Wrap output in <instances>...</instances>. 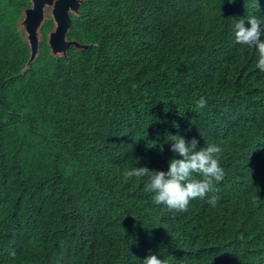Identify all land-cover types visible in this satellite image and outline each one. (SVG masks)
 Here are the masks:
<instances>
[{
  "label": "trees",
  "instance_id": "trees-1",
  "mask_svg": "<svg viewBox=\"0 0 264 264\" xmlns=\"http://www.w3.org/2000/svg\"><path fill=\"white\" fill-rule=\"evenodd\" d=\"M77 3L59 53L53 17L34 43L32 0H0V264H264V72L234 36L264 0ZM171 135L222 150L185 212L124 177L181 159Z\"/></svg>",
  "mask_w": 264,
  "mask_h": 264
},
{
  "label": "clouds",
  "instance_id": "clouds-1",
  "mask_svg": "<svg viewBox=\"0 0 264 264\" xmlns=\"http://www.w3.org/2000/svg\"><path fill=\"white\" fill-rule=\"evenodd\" d=\"M245 21L250 26L246 27ZM234 36L236 43L258 53L256 67L264 72V20L256 16H250L247 20L240 19L235 23ZM196 104L197 107L204 108L207 100L201 96ZM171 136V151L177 153L181 159H171L167 171L149 169L146 166L134 167L126 170L124 177H147L145 187L147 191L155 194L154 203L164 204L170 210L185 212L191 200L204 199L209 193L215 192V184L224 178V171L219 162V153L222 150L213 144L198 148L199 141L196 138L186 141L180 135ZM197 175L202 178H195ZM217 202L218 196L208 197L210 205L215 206ZM142 264H166V261L160 259L158 254L149 252Z\"/></svg>",
  "mask_w": 264,
  "mask_h": 264
},
{
  "label": "rangeland",
  "instance_id": "rangeland-1",
  "mask_svg": "<svg viewBox=\"0 0 264 264\" xmlns=\"http://www.w3.org/2000/svg\"><path fill=\"white\" fill-rule=\"evenodd\" d=\"M42 1V12L41 14L39 13L38 16L35 18L34 22V28H39V24H41L44 20L45 17H54L56 20V29L51 35V41L53 46L58 49V52L61 53L66 49L65 46V33L67 31L66 27V21H65V16L66 12L65 9L59 6V2L61 0H41ZM76 4L78 0H75ZM66 9L70 11H75V6H70V7H65ZM35 9L29 10L26 14L25 17L22 21V29L27 36L28 40L31 41V33L29 31V23L31 20V17L34 14Z\"/></svg>",
  "mask_w": 264,
  "mask_h": 264
},
{
  "label": "water",
  "instance_id": "water-1",
  "mask_svg": "<svg viewBox=\"0 0 264 264\" xmlns=\"http://www.w3.org/2000/svg\"><path fill=\"white\" fill-rule=\"evenodd\" d=\"M33 2V9L34 10V14L33 16L31 17V20H30V23H29V31L31 33V36L33 37V42L36 43L37 42V38L34 34V30H33V27H34V22H35V18L36 16L39 15V13L41 14L42 12V1L41 0H32ZM59 6L64 8L65 9V12H66V16H65V21H66V27L68 28V25H69V13H70V10L66 9L65 7H70V6H75V10L77 9V6L78 4H76V1L75 0H61L59 3ZM65 46L67 47V45L65 44ZM36 54V49H34V53L32 55V57H34Z\"/></svg>",
  "mask_w": 264,
  "mask_h": 264
}]
</instances>
